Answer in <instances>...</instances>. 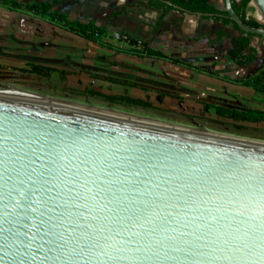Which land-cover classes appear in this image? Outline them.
Segmentation results:
<instances>
[{"label":"water","instance_id":"obj_1","mask_svg":"<svg viewBox=\"0 0 264 264\" xmlns=\"http://www.w3.org/2000/svg\"><path fill=\"white\" fill-rule=\"evenodd\" d=\"M0 264H264V144L0 88Z\"/></svg>","mask_w":264,"mask_h":264},{"label":"rangeland","instance_id":"obj_2","mask_svg":"<svg viewBox=\"0 0 264 264\" xmlns=\"http://www.w3.org/2000/svg\"><path fill=\"white\" fill-rule=\"evenodd\" d=\"M139 1L141 0H65L56 7L66 13L71 20L85 22L94 20L99 25H104L107 32L95 41L76 34L64 24L52 21L47 16L0 7V65L4 67L0 69V88L18 86L102 102L105 101L81 95L80 92L94 89L106 94L128 95L151 102L155 109L122 105L120 107L185 125H200L226 135L264 141V122L237 121L219 116L215 109L218 104L213 103L216 101V93L211 95L212 103H200L195 99L190 101V97L181 92V78L175 79V84H178L180 89L177 88L178 91L171 93L166 92L164 87L156 88L152 85L156 82L168 85L173 79L140 76L143 67L141 60L148 56L146 47L160 50L165 49V46L153 45L151 37L146 38L141 34V26L137 25L135 20L136 14L142 12L141 6L126 10L123 7L125 4L130 5ZM252 9L248 16L264 25L260 12L256 8ZM148 29L150 31V28ZM116 33L141 41L142 47L116 41L114 39ZM261 50V55L257 50L255 63L253 62L255 69L264 64V50L262 48ZM31 64L47 65L58 71L50 78H46L14 70ZM61 70L65 74H61ZM126 85L130 86L129 91ZM147 87L150 89L146 90ZM253 107L264 110V93L256 94ZM250 109L252 108L244 107L234 110Z\"/></svg>","mask_w":264,"mask_h":264},{"label":"crops","instance_id":"obj_3","mask_svg":"<svg viewBox=\"0 0 264 264\" xmlns=\"http://www.w3.org/2000/svg\"><path fill=\"white\" fill-rule=\"evenodd\" d=\"M147 1L141 0L134 4H125L123 7L125 10L137 5L142 7V12L137 13L135 19L137 25L141 26V34L146 38L151 37L153 45L165 46L166 50L156 51H163L162 53L168 58L146 56L141 60L143 67L140 70V76L173 79L168 85L157 82L152 85L156 88L164 87L166 92L171 93L178 91L176 89L179 88V85L175 84V79L181 78V92L188 95L190 101L195 99L200 103H212L211 95L216 93V101L213 102L218 104L216 106L255 109L253 107L254 98L259 92L237 82L258 69H255V62L247 68H242L230 62L227 55V50L232 47L231 39L240 37L242 34L221 22L205 19L201 14L182 13L177 8L162 14L159 10L150 9ZM240 1L236 0V2ZM211 2L219 9H224L222 0H212ZM221 32L226 33V37L218 40V35ZM261 40L259 37H254L252 40V46L257 48L260 55L261 48L264 50V40ZM172 59H178L180 63H175ZM126 87L130 86L126 85ZM148 89L150 88L147 87L146 90ZM129 90L130 88L127 89V91Z\"/></svg>","mask_w":264,"mask_h":264},{"label":"trees","instance_id":"obj_4","mask_svg":"<svg viewBox=\"0 0 264 264\" xmlns=\"http://www.w3.org/2000/svg\"><path fill=\"white\" fill-rule=\"evenodd\" d=\"M62 1L63 0H47L23 3L18 0H0V6L7 7L14 11L20 10L32 14L47 16L52 21L64 24V26L70 28L71 31L91 41H95V39L103 36L107 32L105 26L99 25L95 21L85 22L77 19L71 20L66 13L56 8V6ZM211 1L212 0H148L147 5L150 9L161 11L162 14H165L166 11L174 8L179 9L182 13L201 14L205 19H212L216 22H221L228 27L235 28L242 34V36L233 37L231 39L232 47L227 50L228 60L240 67H245L253 63L257 57V48L252 46V39L254 37H259L264 40V37L247 34L240 30L238 25L231 20L228 12L224 9H219V7ZM231 1L237 15L245 24L251 27L264 29V25L260 24L259 21L253 17L248 16V13L253 10L252 7H250L252 0H241L240 2H236V0ZM225 37L226 33L221 32L218 35V40H222ZM132 41L135 42L136 40ZM146 52L148 56L168 58L164 53L151 50L147 47ZM172 60L175 63H180L178 59ZM1 68L4 67L0 65V69ZM14 70L46 78H50L54 72L58 71L53 67L40 64H31L28 67L15 68ZM60 73L65 74L63 70H61ZM238 82L243 86L264 93V65L253 74ZM80 94L96 99H102L117 106L122 105L147 110L155 109V106L151 102L140 98H133L128 95L106 94L94 89H85V91L80 92ZM215 109L217 114L221 117L253 123L264 122V110L250 109L248 111H238L221 106H215Z\"/></svg>","mask_w":264,"mask_h":264},{"label":"bare ground","instance_id":"obj_5","mask_svg":"<svg viewBox=\"0 0 264 264\" xmlns=\"http://www.w3.org/2000/svg\"><path fill=\"white\" fill-rule=\"evenodd\" d=\"M3 88L4 89H18V90H25V91H33V92L57 95V96H62V97L74 98V99H79V100L91 101V102H96V103H100V104H105V105H109V106H114V107H118V108H123V109L131 110V111L140 112V113H143V114H146V115H150L148 113H144V112H141V111H138V110L120 107V106H117V105L110 104L108 102L106 103V101L102 102V101L86 99V98L69 97V96H65V95L57 94V93H53V92L42 91V90H38V89H30V88H25V87H18V86H6V87H3ZM150 116H153V115H150ZM153 117H156V116H153ZM157 118L173 122L171 120L164 119V118H161V117H157ZM174 123H177V124H180V125H184V126H187V127H190V128H194V129H197V130H201V131H204V132H208V133H211V134H214V135H218V136H221V137H227V138H233V139H239V140H245V141H251V142L264 144V142L258 141V140L246 139V138H241V137H237V136L226 135V134H222V133H219V132L211 131V130L205 129L204 127H202L200 125H198V126H190V125H185V124H182V123H179V122H174Z\"/></svg>","mask_w":264,"mask_h":264},{"label":"built area","instance_id":"obj_6","mask_svg":"<svg viewBox=\"0 0 264 264\" xmlns=\"http://www.w3.org/2000/svg\"><path fill=\"white\" fill-rule=\"evenodd\" d=\"M114 39L116 41H123V42H126V43H130V44H133L134 46L138 47V48H141L142 47V42L141 41H135L133 42L132 39L128 36V35H120L119 33H116L114 35Z\"/></svg>","mask_w":264,"mask_h":264}]
</instances>
